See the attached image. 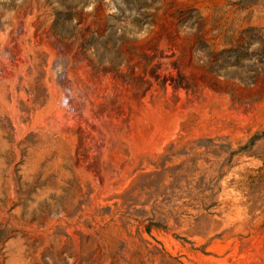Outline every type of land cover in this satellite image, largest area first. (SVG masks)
Listing matches in <instances>:
<instances>
[{
	"label": "rangeland",
	"instance_id": "1",
	"mask_svg": "<svg viewBox=\"0 0 264 264\" xmlns=\"http://www.w3.org/2000/svg\"><path fill=\"white\" fill-rule=\"evenodd\" d=\"M0 264H264V0H0Z\"/></svg>",
	"mask_w": 264,
	"mask_h": 264
}]
</instances>
